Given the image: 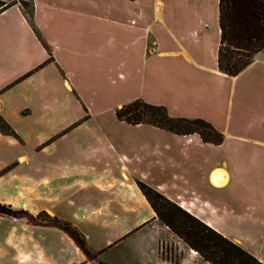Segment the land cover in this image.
<instances>
[{
	"label": "crops",
	"instance_id": "0c3cea01",
	"mask_svg": "<svg viewBox=\"0 0 264 264\" xmlns=\"http://www.w3.org/2000/svg\"><path fill=\"white\" fill-rule=\"evenodd\" d=\"M220 44V0H33L30 14L20 3L0 12V123L13 131L0 128V203L71 222L96 254L58 226L0 212V264H120L112 247L155 264L162 222L138 181L264 263V49L229 75ZM136 99L204 119L223 141L119 119Z\"/></svg>",
	"mask_w": 264,
	"mask_h": 264
},
{
	"label": "trees",
	"instance_id": "16d2710c",
	"mask_svg": "<svg viewBox=\"0 0 264 264\" xmlns=\"http://www.w3.org/2000/svg\"><path fill=\"white\" fill-rule=\"evenodd\" d=\"M18 2L26 6L23 0L12 2L0 0V12ZM220 27L219 67L229 75H236L252 62L257 52L264 49V0H220ZM116 114L119 119L128 123H150L179 134L199 133L207 142L223 141V134L210 122L201 118L172 117L165 106L154 105L141 99L123 105L116 110ZM0 128L5 133L13 134L4 120H1ZM138 185L158 217L213 264H264L241 246L167 199L156 189L141 181H138ZM158 201L178 208L190 220L188 223L183 221L184 225L181 224L187 233L172 221L166 220L158 208ZM0 212L13 216H27L36 222L58 226L67 231L85 253L90 255L91 251L84 234L69 221L52 216L46 211H40L34 216L27 211L15 210L10 205L1 203ZM194 224L202 226L208 234L197 231ZM192 237H199L202 244L192 241ZM229 246L234 249V253H231Z\"/></svg>",
	"mask_w": 264,
	"mask_h": 264
},
{
	"label": "rangeland",
	"instance_id": "374dc122",
	"mask_svg": "<svg viewBox=\"0 0 264 264\" xmlns=\"http://www.w3.org/2000/svg\"><path fill=\"white\" fill-rule=\"evenodd\" d=\"M6 1L12 2L19 0H6ZM23 2L26 5L25 9L30 14L33 6V0H23ZM65 115L66 114L62 113L61 115H56V117L53 116L52 117L54 118V120H58L55 123H59L63 120ZM48 127L49 125L47 124L46 130L43 132L44 135H50L51 132L52 135L49 137L58 135V132L56 133L55 131H51ZM84 133H85V128L82 127L68 131L66 134H64L62 138L59 139L56 138L57 140L54 139V141L56 140L55 141L56 143H52L53 142L52 141L49 144L50 148L46 150V154H53L54 151L60 149L63 150L66 149L67 147H70L72 143H74V141L82 139ZM157 205L160 211L163 213L166 220L172 221L177 226H180L179 228L182 231L186 232L183 229V227H181V224L184 225V222L188 223L190 222V220L178 208L161 201H158ZM161 222H162L161 224L162 235L159 242L158 258L155 264H213L211 261L207 260L199 252V250H197V248L189 244L183 237L177 234L171 227L165 224L162 220ZM194 227L197 231L199 232L201 231L205 234H208V231H206L202 226L195 225ZM192 241L200 245L202 244L199 237H192ZM229 248L231 253H234V249L231 246H229ZM108 253L109 255L113 256L114 259H116L120 264H135L134 261L128 259L126 255L127 252H125L123 247H112L108 251ZM89 256L94 258L96 254L90 252ZM138 263L136 262V264ZM93 264H102V263L96 261Z\"/></svg>",
	"mask_w": 264,
	"mask_h": 264
},
{
	"label": "bare ground",
	"instance_id": "6f19581e",
	"mask_svg": "<svg viewBox=\"0 0 264 264\" xmlns=\"http://www.w3.org/2000/svg\"><path fill=\"white\" fill-rule=\"evenodd\" d=\"M219 185H221V184H219Z\"/></svg>",
	"mask_w": 264,
	"mask_h": 264
}]
</instances>
